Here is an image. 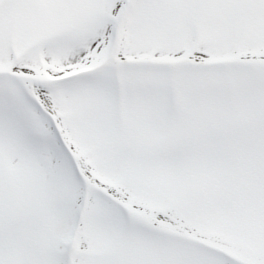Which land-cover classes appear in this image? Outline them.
Listing matches in <instances>:
<instances>
[{"label":"snow or ice","instance_id":"obj_1","mask_svg":"<svg viewBox=\"0 0 264 264\" xmlns=\"http://www.w3.org/2000/svg\"><path fill=\"white\" fill-rule=\"evenodd\" d=\"M0 264H264V0H0Z\"/></svg>","mask_w":264,"mask_h":264}]
</instances>
